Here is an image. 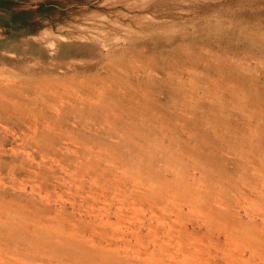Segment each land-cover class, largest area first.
Here are the masks:
<instances>
[{
    "label": "rangeland",
    "instance_id": "374dc122",
    "mask_svg": "<svg viewBox=\"0 0 264 264\" xmlns=\"http://www.w3.org/2000/svg\"><path fill=\"white\" fill-rule=\"evenodd\" d=\"M0 264H264V0H0Z\"/></svg>",
    "mask_w": 264,
    "mask_h": 264
},
{
    "label": "bare ground",
    "instance_id": "6f19581e",
    "mask_svg": "<svg viewBox=\"0 0 264 264\" xmlns=\"http://www.w3.org/2000/svg\"><path fill=\"white\" fill-rule=\"evenodd\" d=\"M96 15V14H95ZM74 25V24H73ZM209 211V210H208ZM200 213V212H199ZM210 213H212V212H210ZM217 214V213H216ZM201 215H203L202 213H201ZM207 217V216H206ZM208 218V217H207ZM259 255H261V254H259Z\"/></svg>",
    "mask_w": 264,
    "mask_h": 264
}]
</instances>
